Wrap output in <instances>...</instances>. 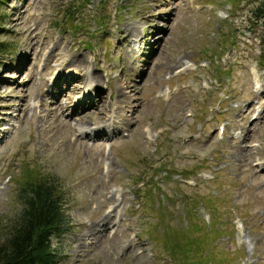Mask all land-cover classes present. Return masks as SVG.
<instances>
[{
	"label": "rangeland",
	"instance_id": "374dc122",
	"mask_svg": "<svg viewBox=\"0 0 264 264\" xmlns=\"http://www.w3.org/2000/svg\"><path fill=\"white\" fill-rule=\"evenodd\" d=\"M73 1L0 3V240L30 172L63 190L56 264H264L260 0Z\"/></svg>",
	"mask_w": 264,
	"mask_h": 264
},
{
	"label": "trees",
	"instance_id": "16d2710c",
	"mask_svg": "<svg viewBox=\"0 0 264 264\" xmlns=\"http://www.w3.org/2000/svg\"><path fill=\"white\" fill-rule=\"evenodd\" d=\"M100 1L106 7L109 0ZM3 2L4 0H0V3ZM90 2L91 0L73 1L65 10V22L74 25L79 10ZM251 15L254 19L253 28H264V0H260V4L252 9ZM80 22H84V18ZM56 26L61 27L58 23ZM72 29L78 28L73 26ZM262 45L259 63L264 68V35ZM12 52H15L12 44L0 42V58ZM31 174L33 173L27 172L28 178L20 183L16 200L21 206L20 213L12 223L7 238L0 240V264H56L58 251L54 249L52 240L62 237L69 230L70 221L65 209L63 190H59L51 177L43 179L42 175ZM191 246L197 247L198 243L194 242ZM185 261L184 264H188L186 258Z\"/></svg>",
	"mask_w": 264,
	"mask_h": 264
},
{
	"label": "bare ground",
	"instance_id": "6f19581e",
	"mask_svg": "<svg viewBox=\"0 0 264 264\" xmlns=\"http://www.w3.org/2000/svg\"><path fill=\"white\" fill-rule=\"evenodd\" d=\"M93 80L95 82L96 78H93ZM88 87L89 88L94 87V89H95L96 85H93V86L88 85ZM133 90L135 91V89H133ZM84 120H85L84 117H80V116L76 117V119H75L76 122H83ZM112 127H114L113 130L114 129H116V130L118 129L117 127L113 126L112 124H109V125L105 124L103 126H99L97 129H90L89 127H85V128L84 127H80V128H78V131H79V133H81V136H83L84 138L87 137V134H89V133H90V135H95L96 137H101L102 138L103 135H102V132H101V128L105 130V129H108V128L111 129ZM94 230L95 229H92V231H94Z\"/></svg>",
	"mask_w": 264,
	"mask_h": 264
}]
</instances>
